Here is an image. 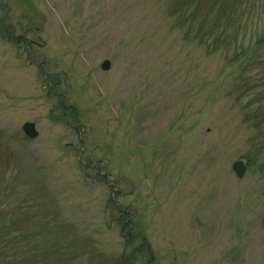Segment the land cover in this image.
Returning <instances> with one entry per match:
<instances>
[{
    "label": "rangeland",
    "instance_id": "374dc122",
    "mask_svg": "<svg viewBox=\"0 0 264 264\" xmlns=\"http://www.w3.org/2000/svg\"><path fill=\"white\" fill-rule=\"evenodd\" d=\"M167 2L0 0V226L34 231L27 262L264 264V162L234 91L264 0L228 1L247 30L218 49Z\"/></svg>",
    "mask_w": 264,
    "mask_h": 264
},
{
    "label": "trees",
    "instance_id": "16d2710c",
    "mask_svg": "<svg viewBox=\"0 0 264 264\" xmlns=\"http://www.w3.org/2000/svg\"><path fill=\"white\" fill-rule=\"evenodd\" d=\"M229 0H168L169 13H171L174 26L184 30L186 35H192L201 44H206L209 49L219 48L226 43H232L230 35L240 31H246V19L242 13H233L224 9ZM238 10V7H235ZM176 14V16H173ZM248 20V19H247ZM223 35L228 39L222 44ZM251 37V38H250ZM248 40L237 41L235 56L245 55L248 48H253L250 56L246 55L247 62L241 67L235 79L234 91L236 101L242 103L243 120L250 121L251 127L256 132L250 138V144L254 147V159L264 162V55L259 51L262 41L260 34L253 33ZM251 70V71H250ZM250 71V72H249ZM253 159L252 153L247 156ZM2 191H0V197ZM2 209V206H1ZM0 209V210H1ZM1 213V212H0ZM0 222L4 217L0 214ZM6 225L0 226V264H33L22 259L18 254L30 245L26 240L32 232H24L21 229L14 233ZM13 234V235H12ZM35 246V245H33ZM35 264V263H34Z\"/></svg>",
    "mask_w": 264,
    "mask_h": 264
},
{
    "label": "water",
    "instance_id": "95a60500",
    "mask_svg": "<svg viewBox=\"0 0 264 264\" xmlns=\"http://www.w3.org/2000/svg\"><path fill=\"white\" fill-rule=\"evenodd\" d=\"M110 65H111V62L109 59H105L102 62V67L105 69H108L110 67ZM22 128H23V131L25 132V134L28 135L29 137H36L39 134V131L36 127V124L33 121H26L23 124ZM232 168L236 172V174L239 177H241L245 173L246 164L243 161V159H238V160H235L233 162Z\"/></svg>",
    "mask_w": 264,
    "mask_h": 264
}]
</instances>
